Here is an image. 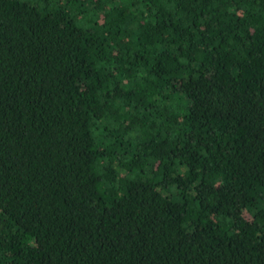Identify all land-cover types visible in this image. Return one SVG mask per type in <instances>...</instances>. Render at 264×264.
<instances>
[{"label": "trees", "instance_id": "16d2710c", "mask_svg": "<svg viewBox=\"0 0 264 264\" xmlns=\"http://www.w3.org/2000/svg\"><path fill=\"white\" fill-rule=\"evenodd\" d=\"M0 264H264V0H0Z\"/></svg>", "mask_w": 264, "mask_h": 264}]
</instances>
